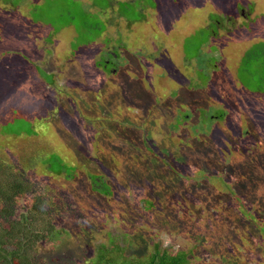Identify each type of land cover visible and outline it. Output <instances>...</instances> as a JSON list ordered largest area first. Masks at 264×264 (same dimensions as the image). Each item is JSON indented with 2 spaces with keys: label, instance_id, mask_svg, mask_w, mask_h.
<instances>
[{
  "label": "rangeland",
  "instance_id": "obj_1",
  "mask_svg": "<svg viewBox=\"0 0 264 264\" xmlns=\"http://www.w3.org/2000/svg\"><path fill=\"white\" fill-rule=\"evenodd\" d=\"M122 1L131 0H0V128L23 134L14 141L1 135L5 145L2 147L0 140V178L24 173L25 183L33 188V193L42 187L49 189L51 208L57 210V227L65 232L52 246L39 244L35 259L39 264H95L100 246L108 245L109 235H118L111 245L116 244L114 251L121 246L122 250L115 254L129 261L145 260L158 242L160 249H191L190 264H245V256L255 257L251 264H259L257 261L264 264L257 260L258 246L251 249L247 246L245 231L240 227L234 229L235 233L227 231L237 225L232 208L227 206L228 195L211 202L206 194L217 197V192L224 191L208 186L211 184L199 175L194 176L186 190L199 194L194 201L188 195L189 201L184 199L183 207L178 202L170 203L173 222L158 209L145 217L139 214L129 223L124 217L125 200L109 205L98 200L97 192L91 189L89 174H98L103 169L94 158L98 149L109 148L110 142L107 143V137L103 139L101 131L106 128L100 120L91 115L93 121L82 120L77 115V105L82 110L94 109L102 118L109 117L113 107L117 111L122 107L129 109L131 102L151 100L159 109L157 97L149 92L153 90L162 100L179 87L176 80L179 74L191 79L193 72L185 62L189 58V65L200 68L194 69L195 74L204 76L209 70V83L216 81V88L224 85L230 89L229 100L233 98L234 102L239 100L237 95H242L241 104L237 105L240 114L232 117V124L240 119L245 127L251 118L264 134V92L259 91H264V0H180L173 4L172 14L165 10L162 17L157 9L147 8L148 20L143 21H139V13L130 12L132 6L123 5ZM134 1L138 4V0ZM250 3L254 12L249 11ZM153 53L155 58L150 56ZM219 62L220 67H216ZM126 77L138 79L132 84L131 90L138 91L129 98L130 103L123 99L127 97ZM51 79L56 81L52 86L45 84ZM98 84H104L107 98L96 101L83 89ZM203 89L191 90L189 97L201 94ZM211 89H215L213 84ZM69 93L73 98L67 96ZM145 96L148 97L143 99ZM211 101L212 109L220 106L214 99ZM185 102L177 99L184 111L189 108ZM90 128L101 136L83 142L82 137L90 135ZM227 128L222 126L221 130L225 132ZM42 150L53 166L56 163L51 162V155L59 153L64 163L73 168L72 172L67 168L66 173L53 174L46 164H41ZM199 155L202 169L213 171L215 166ZM259 160L252 164L261 165L258 175L262 186L252 191L257 196L264 195V152ZM150 172L155 174L159 169L154 166ZM102 173L129 200V195L143 196L148 183L159 185L164 180L150 182L132 172L110 178L106 170ZM65 174L72 176L66 179ZM101 185L97 184L99 190ZM191 204L195 206L191 219L176 222L181 220L176 213L181 208L186 212ZM255 236H262V232L255 231ZM225 247L239 253L225 254ZM129 261L123 263L130 264Z\"/></svg>",
  "mask_w": 264,
  "mask_h": 264
},
{
  "label": "trees",
  "instance_id": "obj_2",
  "mask_svg": "<svg viewBox=\"0 0 264 264\" xmlns=\"http://www.w3.org/2000/svg\"><path fill=\"white\" fill-rule=\"evenodd\" d=\"M176 1L178 4L180 0H138V4L131 0L122 1L121 3L129 5L128 7L132 6L130 12L139 13L141 15L139 21H143L146 18L148 20V16H145L147 8L157 9L158 16L162 17L165 10L170 14L173 13V4ZM189 1L187 0V2ZM162 3L163 5H161ZM168 5L169 9H167ZM160 9L163 10L162 13ZM131 22L132 20L129 23ZM215 36L217 37L218 34H215ZM180 44H184L181 39ZM155 55L153 53L150 56L155 58ZM168 57L171 59L170 56ZM168 57L164 59H168ZM201 58L199 59L201 60ZM189 60L188 58L185 62L189 67L188 69L193 72L191 79L179 74V78L176 77L179 87L162 100L158 98L153 90L149 92L151 96L155 95L157 97L156 105L160 106V112L159 109L154 107L151 100H146V103L131 102V107H127L129 109L122 107L120 111L116 110L118 108L113 107L109 112L110 116L103 118L94 109L90 111L88 109L82 110L80 105H77L79 118L93 121L89 118L91 115L94 120L101 121V124L106 128L101 131L103 139L107 137V143L110 142L108 144L109 148H99L95 155L97 156V158H94L95 161L103 169L98 174H89L91 189L97 192L96 198L105 205H109L110 202L125 200L127 206L124 207V217L129 223H133L135 217L138 218L137 215L139 214L145 217L146 213L151 212L153 214L158 209H160L159 213L162 216L170 217L169 222H173L171 213L174 210L169 207L170 203L178 202L183 207V200L189 201L188 195L194 201L199 194L195 193L193 195L188 191L186 193V190L190 186V182L194 180V176L199 175L211 184L208 186L220 187L224 191L223 194L216 193L219 198L206 194L211 202L218 201L221 195L225 197L228 195L229 204L227 206L228 209L232 208L231 211L235 215L234 221L237 225H234V228L230 226L227 231L235 233L234 229L236 230L237 227H240L243 232L245 231L244 240L247 246L250 249L258 246L257 260L264 261V195L261 193L257 196L252 193V191L262 186V182L259 181L261 177L258 175L261 165L255 167L256 165L253 166L252 164L254 160H259L264 152V134L260 130L257 121L251 118H248L245 127H243L240 119H238V123L232 124L234 116L240 114L237 113L240 110L237 105L241 104L239 102L242 95H237L236 98L239 100L234 102L232 101L233 98L229 100L231 96L230 89L224 85L220 89L216 88L218 82L214 80H212L214 82L209 83V70L204 72V76L195 74L194 69L200 70V68L198 66L194 67L192 64L189 65ZM201 62L205 63L203 60ZM219 65L220 62L215 66ZM200 67L202 66L200 65ZM202 68L208 69L204 66ZM104 70L108 71L106 68ZM50 74L54 77V73ZM129 80L126 77L124 81L127 84V97L123 99L125 101L126 98V102L130 103L129 98L135 96L138 91L136 89L132 91L131 87L138 79ZM54 82H56L55 79L54 81L51 79L50 83L45 82V84L52 86ZM211 84L215 86V89H211ZM103 85L98 84L93 88L88 86L83 91L90 92L93 96L92 99L97 101L106 97ZM59 89L61 88L59 87ZM195 89H203V92L197 96L189 97V92ZM259 91L264 92L263 90ZM97 92H100V94L97 95ZM67 96L73 98L70 93ZM147 97L145 96L143 99ZM211 98L216 101L214 102L216 105L220 104V106L212 109ZM82 99L83 97H80V101ZM177 99H184L186 101L184 104H187L189 108L184 111V107L178 106ZM229 101L232 103L231 109H228ZM250 104L253 107L255 106L254 101ZM173 108L176 111L172 113L170 110ZM95 109L98 111L96 107ZM222 126L228 127L225 132L221 130ZM41 131L44 132V130ZM90 132V135H87L88 133L84 134L82 137L83 142L97 140L101 136H96L98 131L93 128H90ZM216 134L219 136L218 143L215 142ZM1 135L5 139L12 137V141H14L17 136L23 134L4 132L0 128V140ZM120 141L126 142V145L119 144L122 143ZM3 145H5V141L1 140V146L3 147ZM196 152H198V155H195ZM87 153L89 154V150ZM199 154L207 158L205 162L208 160L215 166L213 171L202 169L199 164ZM40 156L41 164H46V168L52 171L53 174L66 173L67 168L71 169L70 173L72 172L73 168L64 163L59 153L53 152L51 155V162L55 161L56 166L49 164L43 150ZM259 163H262V160ZM154 166L158 167L159 172L152 174L150 169ZM102 170L108 172V178L118 176L121 173L128 176L132 172L144 176L150 182L164 180L159 185L148 183L143 196L129 195V200L122 189L115 188L114 184L106 179ZM114 170L116 173L112 172ZM262 171L264 172V167ZM65 175L66 179L72 176V174ZM24 178V173L12 177L8 176L4 179L0 178V264H39L35 259L37 246L39 244L52 246L65 233L57 227V210L51 208L52 192L42 187L43 189L37 190L39 192L33 193L31 191L33 188L30 189V186L26 185ZM97 184H102L100 190ZM30 195L33 197H30ZM194 208L195 206H192V204L191 208L186 209V212L181 208L176 213L181 220H176V222H182L186 218L191 219ZM128 215H130L129 218H127ZM65 228L67 229V227ZM57 231H60L59 234H55ZM255 231L262 232V236L256 237ZM109 236L108 245L104 246L105 244H102L98 249L96 258L98 263L95 264H115L116 261L125 264L123 261H129L130 259L115 254V251H121L122 247L116 246L114 251L116 244L111 245L112 239H117L119 236ZM159 245L158 242H155L154 250L145 260L129 261L130 264H190L188 252L191 253V249L186 250L180 247L176 251H170L167 247L160 249ZM224 250L225 254L239 253L237 250L232 251V248L225 247ZM246 255H248V252ZM239 260L241 259L239 258ZM253 260H256L255 257L245 256L243 259L245 264H251ZM257 262L262 264L259 261Z\"/></svg>",
  "mask_w": 264,
  "mask_h": 264
},
{
  "label": "crops",
  "instance_id": "obj_3",
  "mask_svg": "<svg viewBox=\"0 0 264 264\" xmlns=\"http://www.w3.org/2000/svg\"><path fill=\"white\" fill-rule=\"evenodd\" d=\"M250 8H249V11H253L254 12V7H253V5L250 3ZM255 8H256V5H255ZM247 19H249V16H245ZM258 17H259V15H258ZM260 18V17H259ZM257 40V39H256Z\"/></svg>",
  "mask_w": 264,
  "mask_h": 264
},
{
  "label": "flooded vegetation",
  "instance_id": "obj_4",
  "mask_svg": "<svg viewBox=\"0 0 264 264\" xmlns=\"http://www.w3.org/2000/svg\"><path fill=\"white\" fill-rule=\"evenodd\" d=\"M242 13H243V10H242ZM215 39H217V37L215 38ZM116 52V51H115ZM106 53H108V52H106ZM109 54V53H108ZM105 66V65H104ZM113 67H114V64H113ZM113 69V71L115 70V67L114 68H112ZM108 70H110V69H108Z\"/></svg>",
  "mask_w": 264,
  "mask_h": 264
}]
</instances>
